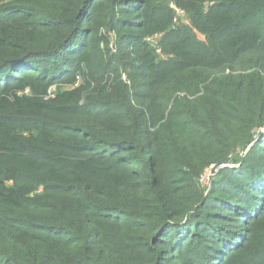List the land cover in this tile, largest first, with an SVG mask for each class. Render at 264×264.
I'll return each mask as SVG.
<instances>
[{"label":"trees","instance_id":"16d2710c","mask_svg":"<svg viewBox=\"0 0 264 264\" xmlns=\"http://www.w3.org/2000/svg\"><path fill=\"white\" fill-rule=\"evenodd\" d=\"M263 129L264 0H0V264H264Z\"/></svg>","mask_w":264,"mask_h":264},{"label":"rangeland","instance_id":"374dc122","mask_svg":"<svg viewBox=\"0 0 264 264\" xmlns=\"http://www.w3.org/2000/svg\"><path fill=\"white\" fill-rule=\"evenodd\" d=\"M171 5H172V7H174L173 4H171ZM175 10H176V18H177L176 21H177V23L187 24L188 23L187 22L188 21V16H187L186 12L181 10V9H178V8H175ZM159 40H160V37L156 36L155 38L152 39V41L151 40H149V41H151L152 43H157ZM113 45L114 44L111 41V43L109 44V48H110V50L113 53H116L117 49ZM162 58L163 59H167L168 57H166L165 55H162ZM122 79L124 81H129L126 75H123ZM82 83H83V79H82L81 76L78 75L77 78H76L75 86L72 85V84L71 85L58 86L56 88L51 89L52 95L54 96L58 92L72 91V90H74V88L76 89L78 86L82 85ZM90 93H94L93 87H91ZM247 151L248 150L242 151L240 156H242V157L245 156ZM240 163H235V164L231 163V164H229V166H226V167H215V168L209 169L206 172L205 177L203 178V184L205 185L206 189L210 190L212 188V186H213L218 174L220 173L221 170H223V168H227V167L236 168L237 166L240 165Z\"/></svg>","mask_w":264,"mask_h":264},{"label":"water","instance_id":"95a60500","mask_svg":"<svg viewBox=\"0 0 264 264\" xmlns=\"http://www.w3.org/2000/svg\"><path fill=\"white\" fill-rule=\"evenodd\" d=\"M262 134H264V129L263 130H261V131H254V135L255 136H257V135H262Z\"/></svg>","mask_w":264,"mask_h":264},{"label":"built area","instance_id":"2783aa9c","mask_svg":"<svg viewBox=\"0 0 264 264\" xmlns=\"http://www.w3.org/2000/svg\"><path fill=\"white\" fill-rule=\"evenodd\" d=\"M49 97H53V95H52V92L51 91H49V96H48V98ZM226 166H229V164H227V165H222L221 167H226Z\"/></svg>","mask_w":264,"mask_h":264}]
</instances>
